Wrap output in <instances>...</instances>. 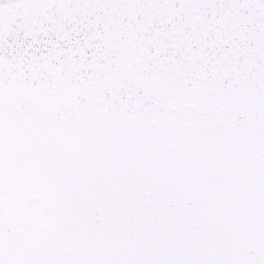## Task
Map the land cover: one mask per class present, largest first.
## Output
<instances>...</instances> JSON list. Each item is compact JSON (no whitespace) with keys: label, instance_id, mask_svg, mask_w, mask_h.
I'll return each instance as SVG.
<instances>
[{"label":"snow or ice","instance_id":"6c2138e0","mask_svg":"<svg viewBox=\"0 0 264 264\" xmlns=\"http://www.w3.org/2000/svg\"><path fill=\"white\" fill-rule=\"evenodd\" d=\"M0 264H264V0H0Z\"/></svg>","mask_w":264,"mask_h":264}]
</instances>
